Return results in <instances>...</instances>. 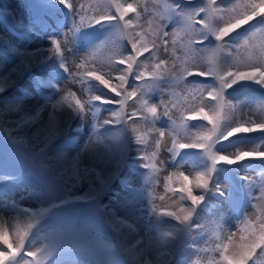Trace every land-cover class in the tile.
Masks as SVG:
<instances>
[{"label":"snow or ice","instance_id":"6c2138e0","mask_svg":"<svg viewBox=\"0 0 264 264\" xmlns=\"http://www.w3.org/2000/svg\"><path fill=\"white\" fill-rule=\"evenodd\" d=\"M37 7L57 18L41 21L51 47L10 46L17 62L10 68L0 66V143L10 146L38 179V189L27 192L38 207H21L0 196V210L11 208L17 215L11 227L0 221V264H188L176 258L177 245L195 250L192 264H200L201 258L207 264H257V257L264 256V118H253L245 108L256 103L264 112V95L257 96L258 91L264 93V40L258 46L251 43L257 35L264 37V0H163L162 11L153 12L147 30L139 23L137 0H102L79 7L72 0H41ZM97 32L106 34L100 44L113 37L118 41L115 53L100 67L95 60L100 44L93 43ZM77 44L90 45L82 57L75 55ZM177 44L184 54L179 67ZM241 49L246 55H239ZM162 54L173 59L171 66ZM70 57L75 71L70 70ZM34 66L62 78L66 74L67 83L80 85V94L41 77L37 86L52 90L43 104L26 105L31 97L27 91L6 96ZM164 83L173 89L182 85L184 99L192 106L177 109L171 98L179 93L163 91ZM153 91L160 93L162 112L147 98ZM237 94L243 99L234 102ZM163 95L170 97L168 103ZM104 106L110 116L101 121ZM173 110L180 113L178 119L172 118ZM89 118L90 134L83 144L77 142L74 155H67L62 148L66 132L82 130ZM197 120L210 127L204 125L194 141L181 142V130L189 132V122ZM105 134L121 158L131 160L130 167L145 170L141 187L125 183L128 196L122 211L113 207V200L103 202L115 173L104 176L88 163L93 146L103 143ZM166 134L172 138L170 146L164 143ZM153 135L149 155L145 149ZM230 138L254 147L223 154L222 144H231ZM162 150L175 168L187 163L186 150L199 151L194 177L183 171L164 177L165 193L175 197L171 207L157 204L165 196L154 192L165 163L158 160ZM255 160L261 166L259 183L244 175L230 176L232 166L244 169ZM17 180L0 172V184ZM141 201L144 206L137 207ZM225 204L237 210L234 231L226 227ZM210 205L214 219L209 228L197 221ZM248 207L254 209L251 217ZM144 211L147 216L136 215ZM141 219L142 226L137 223Z\"/></svg>","mask_w":264,"mask_h":264},{"label":"rangeland","instance_id":"374dc122","mask_svg":"<svg viewBox=\"0 0 264 264\" xmlns=\"http://www.w3.org/2000/svg\"><path fill=\"white\" fill-rule=\"evenodd\" d=\"M72 2L74 3L75 6L79 7L80 4H84L85 6H88L89 4L98 5L102 2V0H72ZM121 2H124V0H121ZM128 2H133V0H128ZM137 2L140 4L141 12H142L139 23L143 26L145 30H147L149 28V21L154 20V17L152 15L153 12L159 13L160 11H162L163 0H137ZM10 3L14 5L18 4V8H16V14H12V10L8 8L7 4H10ZM40 3H41V0H0V13H1L0 14V43H3L4 48L6 49L4 55H7V56L10 55V57H3L0 54V62L3 67L10 68V66L12 67L17 62L16 57L13 54H11L12 48L10 46L12 45L19 47L21 49H29V50L38 48L39 46L43 48L51 47V45L48 43L47 33L41 30L42 20L38 22L36 21L41 17L42 12H43V10L37 7V5H39ZM145 4L147 5V9H148L146 13L143 12V6ZM158 4L160 6H158ZM51 16L55 17L53 16L52 13H47L46 15L44 12L42 17L44 19L45 18L49 19V17ZM21 20L23 21L22 24L20 23ZM44 21H46V19ZM46 22L53 23L54 21L52 22V20L49 19ZM62 22L63 21L61 20L60 23ZM165 23L167 22L165 21ZM63 30H66V29H63ZM167 31L170 34L169 39L171 40L173 26L169 25V27L167 28ZM105 35L106 34L103 32L95 33L93 37V43L100 44V41L105 40ZM261 40H264V37L257 35L253 39V41H251V43L256 44L258 46ZM8 41L10 42L13 41V42L10 43ZM117 43H118L117 38L113 37L105 41L103 44H100V47L95 54V60H96L97 67H100L101 65L106 64L109 56L115 53ZM20 45H22V47ZM88 47H90V45H83V44L74 45L73 49H74L76 57L84 56ZM171 51H172V46L170 43L169 52ZM257 51H258V48H257ZM236 54L237 53L235 52V50H233V55H236ZM65 55L67 56L68 53L66 52ZM201 55H206V54L202 53ZM239 55L241 56L246 55L245 50L241 49ZM176 57H178L179 59H176L175 63L179 67L181 61L184 59V54L180 50L179 44H177L176 46ZM162 58L169 59V66H171L173 62V59L171 57H164L162 54ZM69 66H70V70L72 71L76 70L75 65L72 63L71 57L69 58ZM29 74L34 79V82L31 81L32 79L29 76ZM41 77L50 78V79L55 80L61 88L63 87L62 82L66 83L67 85L68 84L71 85V83L66 82V74H64V78H62L61 76L55 73L43 71L41 68L34 66L32 69L25 71L21 75L19 80L17 81L15 87L11 88L8 92L5 93V95L6 96H18L22 92L27 91L31 94V97L25 101L26 105L36 104V103L43 104L45 102V99L49 97L50 95H52V90L49 88H40L37 86L36 81ZM30 82L32 84L34 83L32 87H31ZM71 86L74 89L73 91H77L79 95L80 85L78 86V84H72ZM162 90L165 92L174 91L176 93H179V95H175L171 98L172 102L176 104L177 109H180L182 107L189 108L192 106L190 99L188 101H185L184 99L185 92L183 91L182 85L179 88L173 89L167 83H164L162 84ZM257 96H260V95H257ZM147 98L150 99V102L152 103L154 102L155 104H157L161 112L163 111V108L160 105L161 96L159 92L153 91L149 93V96ZM162 98L165 103H168L170 100V97L168 95H163ZM232 98L235 102L236 100L243 99V96L237 94ZM169 107H171V104H169ZM106 108L107 106L102 107V110L100 113L101 121L110 116V112L107 111ZM64 110H66V108ZM205 110L209 111L206 105H205ZM128 111L131 112V108H129ZM245 112H248L249 114L253 115V118L255 119L264 118V112L260 111L256 103H253L250 106V108L246 107ZM171 115L173 119H178L180 113L176 110H173L171 112ZM164 119L166 120L167 118H164ZM204 122L202 124L199 121V122H196L190 125L191 130L189 132H185L181 130L180 137H179L181 139V142L194 141L196 138L197 132L202 130L204 125H207V122L206 121ZM77 123L78 121L73 123V128L76 127ZM131 123L132 121H129V124ZM156 126L160 127L161 124L157 123ZM207 126L210 127V125H207ZM84 127L85 128L80 131L66 132V136L64 138L62 148L67 155L70 156L71 153H75L77 142L79 143L81 139L80 136H84V134H87L88 136L90 134V129H91L90 118H89V121L84 124ZM138 128L141 132L145 131V127L141 124H138ZM112 131L115 132V130H112ZM253 135H256V134H253ZM155 139H156L155 135L150 137V143L148 147L145 149L146 153L149 155L153 151L152 142ZM165 140H164V143L170 146L172 142L171 136L166 134ZM230 141H231V144L227 141L223 142L222 144V148L224 149L223 154H230L231 152L235 151L236 147H239L242 150H246V151L251 150L254 147V145L251 143L238 144L234 138H230ZM109 142L110 144L113 143L114 145H116L111 139H108L107 134H105V137L103 138V143H100L99 147L105 150L106 147L109 146ZM115 148L116 149L114 153L108 154V156L110 157V158L108 157V160H109L108 162H110V166L108 167L107 171L105 170V168L98 169L96 167L95 161H88V163L90 164L94 163L95 167L100 172H102L104 176H108L110 173H115V175H113L111 178V182L108 188L106 189V194L103 197V202L108 203L109 200H113L115 201V203L113 204V207L117 208L118 210H121V205L124 203V199L126 196H128V193L125 191V188L121 187L120 184L115 182V177L119 176L118 178L122 179L123 185H125L126 182H131L133 186L139 188L144 183V173L143 172L138 173L137 170H134L132 167H130L132 163L131 160L128 159L127 156H124L123 158H121V153L117 145ZM188 152H192V150H186L184 154ZM192 154L193 155L190 154L185 157L187 163H185L183 167L175 168L167 163V161L171 159V156L165 150L161 151L158 157V160L164 161L165 163L161 165L162 170L158 174L159 183L154 188V192L157 195H164L165 201L157 200L156 201L157 204L171 207L173 204V200L175 199V197H172L171 193H165L164 187H163L164 177L168 176L169 174L173 172L178 173L179 171H183L186 175H189L190 178L195 176V173L197 171V165L199 163V151L193 152ZM5 155H8L9 158L14 157L16 159V163L20 166V169H21V179L16 181V183H12V184H0V196H4L9 202L11 201L19 202L21 207H38V204L35 201V199L33 197L27 196V192L38 189L39 187L38 179L34 178L32 175L28 173V170L26 166L24 165V163L19 158H17L15 153L12 151L11 147L4 143H0V172L12 174V175L16 173V169L12 167L11 165H9L10 160L4 158ZM248 159L250 158H246V160ZM117 161H119L120 163L119 168L115 167V164L117 163ZM128 164L130 168L128 167ZM232 167H233L232 173L235 176L239 174V175L252 177L257 181V183H259L260 174H257V172L252 171L250 167H246L244 169H239V168H236L235 166H232ZM220 180H221V183L225 187L228 186L227 182L223 178V175L220 177ZM23 182H27V183H23ZM173 186L174 187L176 186L175 183ZM255 191H256V194H259V188H257ZM21 197H25V198L21 200ZM144 203H145L144 201H141L137 205V207H143ZM223 211H224V217L226 220V227L234 231L235 230L234 228L235 217L237 215L236 208L231 205L225 204L223 206ZM247 213L250 217L253 216L254 209L252 207H248ZM10 214L14 215L15 221H16L17 219L16 212L11 208L7 210H0V221L6 222L7 224L6 217H8ZM136 215L147 216V212L144 211L143 213H137ZM213 219H214V209L210 205L207 211H203L200 213V219L197 221V223L206 225L210 228L212 226ZM137 223L138 225L142 226L145 224V220L141 219ZM144 230L145 229L142 227L141 232L143 233ZM10 239H11V236H10ZM201 245H203V241H201ZM2 246H3L2 242H0V247ZM176 247H177V257H176L177 259L187 260L188 264H192V262L197 259V253L195 252L194 249L188 248L186 245H183V246L177 245ZM200 264H207L206 259L201 258ZM257 264H264V256L257 257Z\"/></svg>","mask_w":264,"mask_h":264},{"label":"bare ground","instance_id":"6f19581e","mask_svg":"<svg viewBox=\"0 0 264 264\" xmlns=\"http://www.w3.org/2000/svg\"><path fill=\"white\" fill-rule=\"evenodd\" d=\"M18 2V1H17ZM7 6H8V8L9 9H11L12 10V14H16V8H18V4H12V3H10V4H7ZM13 16V15H12ZM172 30V29H171ZM170 38V37H169ZM8 42H10V41H8ZM11 42H13V41H11ZM10 42V43H11ZM41 42V41H40ZM10 45H12V44H10ZM13 46V45H12ZM21 47H22V45H20ZM16 47V46H15ZM46 47V46H45ZM19 48V47H18ZM38 48H43V47H41V46H39ZM7 64V63H6ZM0 66H2V64H1V62H0ZM6 66V65H5ZM11 67V66H10ZM60 85H61V83H60ZM72 85V84H71ZM70 84H66V83H64V82H62V88H67V89H71V90H74L73 88H72V86H71ZM79 86V85H78ZM77 86V87H78ZM80 90V89H79ZM93 94H99V93H93ZM154 103V102H153ZM29 105H32V104H29ZM67 109L66 110H64V115L66 116L67 115ZM109 115V114H108ZM108 118V117H107ZM85 127L83 126V129H84ZM81 137V139H80V142H79V144H83V142L85 141V139L88 137L87 136V134H84V136H80ZM169 140V139H168ZM165 141H167V140H165ZM100 144H96V145H94L93 146V148H94V153H93V159L92 160H90V161H95L96 162V167L99 169V168H105V170L107 171L108 170V167L110 166V162H108L109 160H108V154H111V153H114L115 152V147H116V145H114L113 143H111L110 144V142H109V146L108 147H106V149L104 150V149H101L100 147ZM104 147V146H103ZM66 150V149H65ZM71 150H73V149H71ZM75 153H71L70 154V156H72V155H74ZM110 158V157H109ZM113 164V163H112ZM6 220H7V224L9 225V227H11V225H13L16 221H15V217H14V215H9L8 217H6Z\"/></svg>","mask_w":264,"mask_h":264}]
</instances>
